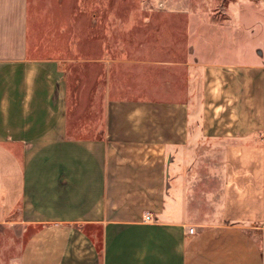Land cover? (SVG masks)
<instances>
[{
  "label": "crops",
  "instance_id": "1",
  "mask_svg": "<svg viewBox=\"0 0 264 264\" xmlns=\"http://www.w3.org/2000/svg\"><path fill=\"white\" fill-rule=\"evenodd\" d=\"M30 7L0 0V264H264V4H204L168 94L106 49L77 82Z\"/></svg>",
  "mask_w": 264,
  "mask_h": 264
},
{
  "label": "rangeland",
  "instance_id": "2",
  "mask_svg": "<svg viewBox=\"0 0 264 264\" xmlns=\"http://www.w3.org/2000/svg\"><path fill=\"white\" fill-rule=\"evenodd\" d=\"M25 4H30L33 16L37 13L35 22H47L41 26L42 35L56 34L60 53L70 58L73 52L75 57L80 53L83 61L69 68L77 82L100 75L88 61L106 49L119 68L129 61L130 84L144 78L150 87L154 83L168 94L179 87L184 91L180 81L184 63L191 52L199 51L197 43L204 36V4H264V0H25ZM154 62H159L157 67L146 69ZM174 77L178 84L170 82Z\"/></svg>",
  "mask_w": 264,
  "mask_h": 264
},
{
  "label": "built area",
  "instance_id": "3",
  "mask_svg": "<svg viewBox=\"0 0 264 264\" xmlns=\"http://www.w3.org/2000/svg\"><path fill=\"white\" fill-rule=\"evenodd\" d=\"M149 219H150V216H146V220H149ZM189 232H190V233H192V232H193V230H192V229H190V230H189Z\"/></svg>",
  "mask_w": 264,
  "mask_h": 264
}]
</instances>
